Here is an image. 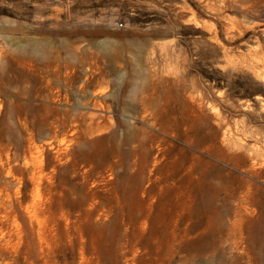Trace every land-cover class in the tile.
I'll return each mask as SVG.
<instances>
[{"label": "rangeland", "instance_id": "obj_1", "mask_svg": "<svg viewBox=\"0 0 264 264\" xmlns=\"http://www.w3.org/2000/svg\"><path fill=\"white\" fill-rule=\"evenodd\" d=\"M0 264H264V0H0Z\"/></svg>", "mask_w": 264, "mask_h": 264}]
</instances>
